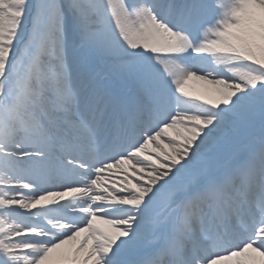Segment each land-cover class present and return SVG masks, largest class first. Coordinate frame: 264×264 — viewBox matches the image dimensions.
Listing matches in <instances>:
<instances>
[{"label":"snow or ice","instance_id":"obj_1","mask_svg":"<svg viewBox=\"0 0 264 264\" xmlns=\"http://www.w3.org/2000/svg\"><path fill=\"white\" fill-rule=\"evenodd\" d=\"M232 257L264 264V0H0V264Z\"/></svg>","mask_w":264,"mask_h":264},{"label":"bare ground","instance_id":"obj_2","mask_svg":"<svg viewBox=\"0 0 264 264\" xmlns=\"http://www.w3.org/2000/svg\"><path fill=\"white\" fill-rule=\"evenodd\" d=\"M212 88V85L207 84L205 81H200V80H196V79H192L188 82V84L186 85V90L191 91L195 94H209L210 89ZM183 132V128L182 126H177V129L173 130V129H168L166 130V136L172 139H178V133H182ZM157 143L160 144V146L162 148H164L165 151L167 152H171V147L168 145L167 139L165 138H159L157 140ZM155 147V145L150 144L149 145V151H152V149ZM147 155V153L145 154ZM111 181H109L110 183ZM236 258L232 257L229 259H225V260H220L217 262V264H235Z\"/></svg>","mask_w":264,"mask_h":264}]
</instances>
